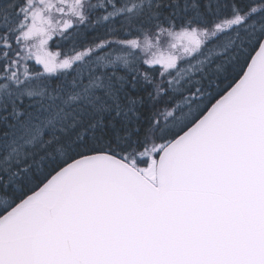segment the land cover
<instances>
[{
    "label": "snow or ice",
    "instance_id": "6c2138e0",
    "mask_svg": "<svg viewBox=\"0 0 264 264\" xmlns=\"http://www.w3.org/2000/svg\"><path fill=\"white\" fill-rule=\"evenodd\" d=\"M0 264H264V0H0Z\"/></svg>",
    "mask_w": 264,
    "mask_h": 264
}]
</instances>
